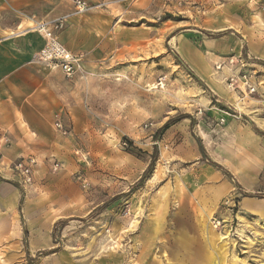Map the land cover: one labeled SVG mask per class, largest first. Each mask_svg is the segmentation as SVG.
I'll return each instance as SVG.
<instances>
[{
	"label": "rangeland",
	"instance_id": "obj_1",
	"mask_svg": "<svg viewBox=\"0 0 264 264\" xmlns=\"http://www.w3.org/2000/svg\"><path fill=\"white\" fill-rule=\"evenodd\" d=\"M151 1L143 17L137 8L136 20H122L121 44L102 65L99 126L91 127L87 150L77 153L81 165L73 175L88 206L56 221L52 247L36 252L27 251L22 213L0 210V264H264V58L251 51L254 42L264 49V0ZM89 3L82 14L109 4ZM115 3L127 16L125 9L141 5ZM82 14L71 5L45 19L68 23ZM234 19L256 34L243 38L246 50L231 46L215 64L229 98L213 95V109L196 108L184 90L194 72L177 51L179 26H236ZM170 119L175 122L156 141ZM155 145L154 170L139 183ZM10 176L23 197L25 188L34 193L32 184ZM34 199V215L54 211Z\"/></svg>",
	"mask_w": 264,
	"mask_h": 264
},
{
	"label": "crops",
	"instance_id": "obj_2",
	"mask_svg": "<svg viewBox=\"0 0 264 264\" xmlns=\"http://www.w3.org/2000/svg\"><path fill=\"white\" fill-rule=\"evenodd\" d=\"M91 1H106L108 8L72 17L60 34L68 49L86 55L82 75L68 78L61 70L49 69L36 60L45 39L34 26L45 18L68 11L71 1L0 0V210L22 213L21 233L27 239L29 252L51 248L56 221L80 215L82 208L88 206L87 196L73 175L81 165L77 153L87 150L92 141L91 127L99 126L95 112L100 110L96 105L99 95L102 100L105 98L106 70L102 65L105 66L107 55L115 53L111 52L112 46L121 44L118 37L122 20H136L137 8L141 10L140 18L143 17L144 4L152 2L140 0L141 5L134 11L125 9L127 16L115 3L117 0ZM202 8L203 12L209 10L208 6ZM250 19L257 20L258 15ZM236 23V26L224 23L218 28L179 26L184 30L175 37L177 51L195 74L184 89L192 106L211 110L213 95L229 98L215 64L218 59L225 60L223 56L230 53L231 46L239 52L243 47L246 50L250 44L243 38L247 40L256 34L239 21ZM260 43L254 42L251 51L255 57L264 58ZM107 48H110L108 52ZM96 73L102 81L94 80ZM183 111L191 110L184 108ZM58 121L69 132L59 131L55 126ZM30 156L37 160L30 186L34 193L25 188L23 197L10 175L15 174L12 166L18 159ZM54 158L62 162L57 172L51 169ZM34 198L41 201L44 209L51 207L54 211L48 216L34 215Z\"/></svg>",
	"mask_w": 264,
	"mask_h": 264
},
{
	"label": "built area",
	"instance_id": "obj_3",
	"mask_svg": "<svg viewBox=\"0 0 264 264\" xmlns=\"http://www.w3.org/2000/svg\"><path fill=\"white\" fill-rule=\"evenodd\" d=\"M79 14L87 12L91 8L88 0H70ZM67 18L59 17L45 19L37 22L34 26L42 33L45 39V45L36 56V60L49 69H59L66 77L72 78L83 72L84 55L82 53L72 52L60 40V34L65 30ZM56 128L63 134L67 129L58 121ZM37 160L35 157L18 159L12 166L14 173L18 176L22 184H32L34 182ZM60 167L59 161L53 159L52 168L57 170Z\"/></svg>",
	"mask_w": 264,
	"mask_h": 264
},
{
	"label": "trees",
	"instance_id": "obj_4",
	"mask_svg": "<svg viewBox=\"0 0 264 264\" xmlns=\"http://www.w3.org/2000/svg\"><path fill=\"white\" fill-rule=\"evenodd\" d=\"M192 73V72H191ZM192 75L195 77V74L192 73ZM179 119V118H177ZM175 122V119H170L168 120L162 127H160L154 134V138L155 140H159L162 138L163 133ZM157 155H158V148L157 145L154 146V152L152 154V159L151 162L148 166V168L144 171L142 177L139 180V183L144 182L149 176L150 174L153 172L154 167H155V162L157 160ZM220 167V166H219ZM225 174H227L228 176H230L226 171L224 172ZM245 195H250V193H245ZM24 233L25 236H27V229H24ZM27 244V239L25 237V245ZM55 251V249L53 250ZM43 253V252H41Z\"/></svg>",
	"mask_w": 264,
	"mask_h": 264
}]
</instances>
